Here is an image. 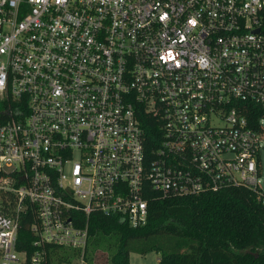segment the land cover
Wrapping results in <instances>:
<instances>
[{
    "label": "built area",
    "instance_id": "2783aa9c",
    "mask_svg": "<svg viewBox=\"0 0 264 264\" xmlns=\"http://www.w3.org/2000/svg\"><path fill=\"white\" fill-rule=\"evenodd\" d=\"M263 123L264 0H0V264H85L91 216L152 197L264 206Z\"/></svg>",
    "mask_w": 264,
    "mask_h": 264
},
{
    "label": "trees",
    "instance_id": "16d2710c",
    "mask_svg": "<svg viewBox=\"0 0 264 264\" xmlns=\"http://www.w3.org/2000/svg\"><path fill=\"white\" fill-rule=\"evenodd\" d=\"M145 144L152 158V130ZM89 237L85 264H130L131 254L153 252L160 255L157 264H264V206L246 187L164 200L152 197L146 226L132 229L114 217L94 214ZM32 241L23 223L17 250L31 256ZM45 251L43 264L70 263L78 256L56 247Z\"/></svg>",
    "mask_w": 264,
    "mask_h": 264
},
{
    "label": "rangeland",
    "instance_id": "374dc122",
    "mask_svg": "<svg viewBox=\"0 0 264 264\" xmlns=\"http://www.w3.org/2000/svg\"><path fill=\"white\" fill-rule=\"evenodd\" d=\"M263 128H264V123H263ZM260 158H261V164H262V169H261L262 174H261V177L259 178V184L261 185L264 191V139H263V149L260 150ZM159 257L160 255L155 252L149 253L144 256L133 253L130 256V264H157ZM68 264H81V263H79L77 258H74V259H71L70 263Z\"/></svg>",
    "mask_w": 264,
    "mask_h": 264
}]
</instances>
